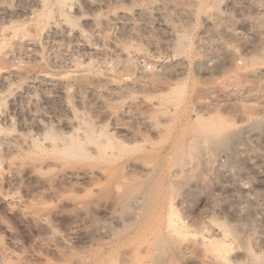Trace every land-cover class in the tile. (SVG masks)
Segmentation results:
<instances>
[{
    "label": "rangeland",
    "instance_id": "1",
    "mask_svg": "<svg viewBox=\"0 0 264 264\" xmlns=\"http://www.w3.org/2000/svg\"><path fill=\"white\" fill-rule=\"evenodd\" d=\"M74 127L127 140L150 199L125 232L104 176L59 157ZM169 221L193 245L171 264L232 227L264 252V0H0V264H125Z\"/></svg>",
    "mask_w": 264,
    "mask_h": 264
},
{
    "label": "bare ground",
    "instance_id": "2",
    "mask_svg": "<svg viewBox=\"0 0 264 264\" xmlns=\"http://www.w3.org/2000/svg\"><path fill=\"white\" fill-rule=\"evenodd\" d=\"M199 126L201 127V125H199ZM203 127L204 126L202 125V129H201V131H199L200 136L198 137L199 138L198 142L204 143L203 145L204 146L206 145L209 148H211V147L212 148L213 147H216V148L220 147V148H225V149L229 148L232 140L236 139V137L238 136L237 133H233L231 135H229V134L225 135V133L223 134L221 132L222 129L221 130L217 129L220 132L219 131L216 132L214 126H213L214 129L208 128V127L203 128ZM134 129H136V128H134ZM90 131H92V130H90ZM95 131H94V133H93V131L91 133L86 131L84 134H81L82 133L81 132L80 135H78V134H76L77 129H75V127H74V129L72 128V134L69 136L70 141L62 144L61 148L58 149L57 152H58L61 160L63 159L62 161L67 162L68 167L72 170V174H74V176L78 175L80 172H84L85 175H89V174L94 175L95 172H98L99 174L104 176L103 178L106 180L107 191L110 192V193L109 192L108 193L112 194L113 190L116 191V197L114 194L115 200H114L113 205H114V207H116L118 209V211L120 212L119 213L120 215L122 214L125 216V219H123L118 214H115L116 216L114 215L115 216L114 218L117 221L122 220L121 221L122 223L127 222V223L123 224L125 229L123 227L122 228L124 229V231L121 228V232H125L127 227L129 229L128 225L131 226L135 223L134 222L132 224V222L135 221L136 216H138V217L141 216L140 215L141 213L139 214L137 212L139 210L142 212L141 208H139V207L142 206L141 204L147 198V197H145L146 196L145 192L147 194H149V192L147 190L149 188L146 187L147 188L146 189L145 188L146 185L144 186L141 184L134 186L133 184L130 183L132 180L130 179L131 181H129L130 177H128L127 168L130 166H129V161L125 155V153L129 152V151H127L128 150L127 149V143H126L127 140L125 138L119 137L120 142L116 141L117 143H115L114 140L112 141V139H110V137H109V139L107 137L105 138L103 136L104 133L99 134V132H98L99 135L98 134L96 135ZM121 135H122V133H121ZM106 136H110V135H106ZM130 137H131V135H130ZM130 139H129V142H130ZM117 140H119L118 137H117ZM44 144H46V143H44ZM34 146L36 147L37 144ZM184 148L181 147V150L179 153L181 156L178 155V157L179 156L182 157L185 155V149ZM209 148H207V151ZM198 152H199L198 148L192 147L190 149L189 154H191V155L195 154L196 155V153H198ZM175 175L176 176L178 175L177 172ZM184 175L186 176V173ZM187 176H189V175H187ZM132 178H134V177H132ZM147 183L148 182H146V184ZM176 183H178V182H176ZM102 190H103V188H102ZM143 191H145L144 192L145 196L142 195ZM109 196L112 197V195H109ZM104 197H106V196H104ZM113 199H112V201H113ZM147 199H150V198L148 197ZM116 208H114V209H116ZM134 209L135 210L138 209V210H136L137 212L136 211L133 212ZM115 213H116V211H115ZM137 219L138 218H136V221H137ZM168 223H167L168 225H166V227L164 226L165 228L161 227L164 229L158 230V233L156 232L157 234L155 237H152V236H154V233H153L151 238L150 237L149 238L148 237H146V238L142 237L143 239L141 238L142 240L140 243H138V242H137L138 244L135 243L136 246L130 245V248H131V246L134 248H133V251L131 250L132 253L130 251H129L130 253H128V254H131L130 259H128L127 262L125 261L126 259L123 260L124 262H126L125 264H127V263L128 264H130V263L140 264L139 263L140 258L142 260H143V258H144V260L146 259L145 261L147 263L145 262L143 264H171V262L174 261V259L176 260V257H185V253H187L188 251L190 252V249L192 248L193 245L190 246V242L181 237V236H183L179 233V231H181V229L178 230L177 229L178 227L175 224L171 223L170 221ZM237 228L238 227H236V228L232 227L231 228L230 239H226L223 237L218 238V239L213 238V237L212 238L211 237H203V240H201L202 241L201 244L203 245L204 248H207V252H209V254H208L209 256L207 255L209 257V260L206 258L208 260V262L205 261L204 263H206V264H264V252L262 254H257L255 252H253L250 249V244H249L248 238H246L243 235V233L241 232V230L237 229ZM114 231H116V230H114ZM118 231H119V229H118ZM121 232H118V233L120 234ZM113 233H112V237H113ZM115 235H114V237H116ZM123 235H125V234L123 233ZM117 247H118V245H117ZM105 248L106 247L104 246V248H102V249L106 250ZM113 249L114 248H112V250ZM127 252H128V250H127ZM97 254H99V253H97ZM187 254H189V253H187ZM100 255H103V254H100ZM126 256H127V253H126ZM144 260H143V262H144ZM177 261L178 260H176L174 262H177ZM99 263L105 264L104 259L102 261H98V264ZM113 264H115V263H113Z\"/></svg>",
    "mask_w": 264,
    "mask_h": 264
}]
</instances>
